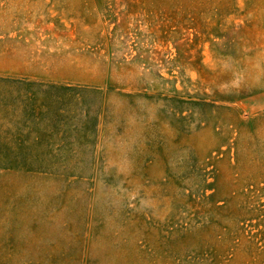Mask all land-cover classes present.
<instances>
[{"label": "rangeland", "instance_id": "1", "mask_svg": "<svg viewBox=\"0 0 264 264\" xmlns=\"http://www.w3.org/2000/svg\"><path fill=\"white\" fill-rule=\"evenodd\" d=\"M0 264H264V0H0Z\"/></svg>", "mask_w": 264, "mask_h": 264}]
</instances>
